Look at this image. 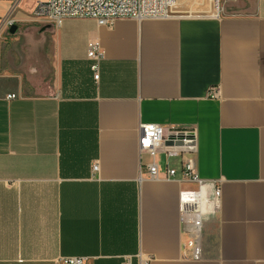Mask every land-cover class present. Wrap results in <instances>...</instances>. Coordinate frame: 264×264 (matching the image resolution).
Instances as JSON below:
<instances>
[{
	"label": "crops",
	"instance_id": "obj_1",
	"mask_svg": "<svg viewBox=\"0 0 264 264\" xmlns=\"http://www.w3.org/2000/svg\"><path fill=\"white\" fill-rule=\"evenodd\" d=\"M39 1L0 0V264H264V0L109 27L35 18ZM142 124L192 131L205 194L220 189L198 261L181 258L186 185L148 178Z\"/></svg>",
	"mask_w": 264,
	"mask_h": 264
},
{
	"label": "built area",
	"instance_id": "obj_2",
	"mask_svg": "<svg viewBox=\"0 0 264 264\" xmlns=\"http://www.w3.org/2000/svg\"><path fill=\"white\" fill-rule=\"evenodd\" d=\"M213 4V12L209 15L219 17V1L208 0ZM178 0H41L37 2L31 14L35 18H46L54 25H61L66 20H92L98 26L109 27L115 20L131 19L140 21L168 20L177 17ZM9 16L0 20L1 27H11ZM87 59L92 78H99V62L102 52L97 42L87 44ZM210 97H216L215 91H209ZM15 98L14 95L8 99ZM139 152L149 157L144 168L150 180L172 179L186 185L178 194V211L181 233L184 237L181 246V258L190 261L201 259L200 236L204 217L214 214L220 206V189L213 182L212 194H205L204 182L199 178L194 161L196 139L192 131L174 127L164 128L156 124L139 125ZM162 154L166 159V169L160 172L156 156ZM181 158L179 169L168 166L172 158ZM98 164L93 163L91 170L96 172ZM179 174V177L177 178ZM84 257H66L56 260V264H85Z\"/></svg>",
	"mask_w": 264,
	"mask_h": 264
},
{
	"label": "rangeland",
	"instance_id": "obj_3",
	"mask_svg": "<svg viewBox=\"0 0 264 264\" xmlns=\"http://www.w3.org/2000/svg\"><path fill=\"white\" fill-rule=\"evenodd\" d=\"M178 3H180V5H183L182 6L183 10L181 11V13L185 15L187 14L210 15L214 9L213 4L210 3L208 0H178ZM29 91H31L32 93L38 91L40 93L42 91L46 92L47 88L45 87V89H42L40 87H37V89L31 88L30 90H28V92ZM170 162L171 163L175 162V158L170 159Z\"/></svg>",
	"mask_w": 264,
	"mask_h": 264
},
{
	"label": "water",
	"instance_id": "obj_4",
	"mask_svg": "<svg viewBox=\"0 0 264 264\" xmlns=\"http://www.w3.org/2000/svg\"><path fill=\"white\" fill-rule=\"evenodd\" d=\"M9 32H10L11 34L14 33V28L11 27L10 30H9Z\"/></svg>",
	"mask_w": 264,
	"mask_h": 264
}]
</instances>
